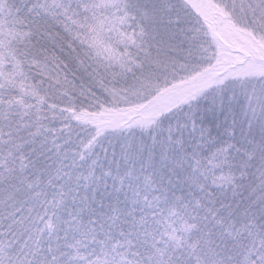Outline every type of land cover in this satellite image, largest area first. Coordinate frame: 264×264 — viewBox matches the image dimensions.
<instances>
[{
    "label": "snow or ice",
    "instance_id": "6c2138e0",
    "mask_svg": "<svg viewBox=\"0 0 264 264\" xmlns=\"http://www.w3.org/2000/svg\"><path fill=\"white\" fill-rule=\"evenodd\" d=\"M0 264H264V0H0Z\"/></svg>",
    "mask_w": 264,
    "mask_h": 264
}]
</instances>
